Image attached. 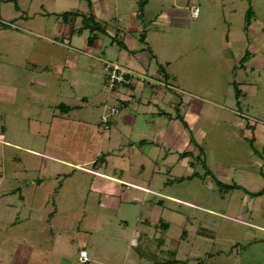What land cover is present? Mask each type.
Wrapping results in <instances>:
<instances>
[{"label":"rangeland","instance_id":"rangeland-1","mask_svg":"<svg viewBox=\"0 0 264 264\" xmlns=\"http://www.w3.org/2000/svg\"><path fill=\"white\" fill-rule=\"evenodd\" d=\"M144 1L0 0V264H264V0Z\"/></svg>","mask_w":264,"mask_h":264},{"label":"built area","instance_id":"built-area-1","mask_svg":"<svg viewBox=\"0 0 264 264\" xmlns=\"http://www.w3.org/2000/svg\"><path fill=\"white\" fill-rule=\"evenodd\" d=\"M191 14L196 17L198 14V8L196 6L191 7ZM106 69H107V77L106 83L109 89H114L117 86L122 85H129L135 80L137 77L136 75L131 72L129 69H125L120 67L119 65L111 62H106ZM142 80V78H141ZM117 112V108L112 107L111 113ZM104 122H106L104 120ZM78 259L80 263H87L88 262V254L86 249H80L78 254Z\"/></svg>","mask_w":264,"mask_h":264},{"label":"crops","instance_id":"crops-1","mask_svg":"<svg viewBox=\"0 0 264 264\" xmlns=\"http://www.w3.org/2000/svg\"><path fill=\"white\" fill-rule=\"evenodd\" d=\"M95 41V40H94ZM127 41L128 42H130V44H124L125 45V47H129V46H131V45H133V43H134V40L133 39H131V38H127ZM93 44V46H91V49L92 48H94L97 44L95 43V42H93L92 43ZM91 44V45H92ZM90 46V44H88V47ZM89 49V48H88ZM258 51V49L257 48H255L254 49V52H257ZM135 60L134 61H136V63H140V62H143V63H146L145 62V60L147 59V56H145V54H143V53H138L136 56H135V58H134ZM132 67H134L135 66V62H132V64H130ZM103 66H104V69H105V82H106V77H107V69H106V62L105 61H103ZM263 67H264V63H263V65H262ZM111 110V109H110ZM65 111V110H64ZM68 111V110H67ZM67 111H65V112H67ZM116 113V112H115ZM111 114V113H110ZM112 114H114V113H112ZM126 118H124L123 120H125ZM117 119H115L114 121L117 123V121H116ZM105 123H107L108 124V122L106 121ZM154 133H156V134H154V136L155 137H157V138H159V137H163V139L165 138L166 139V137H167V140L168 139H170V137H169V133L172 135V133H171V131L170 132H168V130L166 131V130H163V129H160V130H157V131H154ZM35 134H44L45 136H47V134L48 133H35ZM169 143H172L171 142V140L169 141ZM50 158V157H49ZM54 160H56V161H58V162H63L64 160H62V159H60L59 160V158H56V159H54ZM76 165H78V164H76ZM88 171H91L90 169H88ZM95 174H99L100 176H103V177H106V178H108L109 180H111V181H114V182H119V183H124V184H126V185H128V186H132V187H135V188H137V189H143V190H147L144 186H142V185H140V184H137V183H133V182H131V181H126V180H123V179H121V178H116V177H114V176H112V175H108V174H105V173H99V172H95ZM159 223V222H158ZM135 236V235H134ZM133 244H137V242L136 243H133ZM80 249H85V247H82V248H80ZM79 254V253H78ZM78 261H79V259H78ZM89 261V260H88Z\"/></svg>","mask_w":264,"mask_h":264},{"label":"trees","instance_id":"trees-1","mask_svg":"<svg viewBox=\"0 0 264 264\" xmlns=\"http://www.w3.org/2000/svg\"><path fill=\"white\" fill-rule=\"evenodd\" d=\"M144 2H146V0L144 1ZM71 14H72V16H74V17H76L77 15H78V12H71ZM68 15V13H64L63 14V18L64 19H66L67 16ZM92 18V17H91ZM90 18V19H91ZM86 21H88L87 20V18L86 17H81V23H82V25H81V27H79V31H82V28H89V24L86 22ZM95 25H97V26H95L96 28H99V24L98 23H96ZM94 27V26H93ZM93 27H91V28H89V30H90V32H91V35L90 36H88V38H87V42H88V44H92L93 42H94V40L96 39V35H95V33L93 32ZM92 33H94V34H92ZM141 40L143 41V36L141 35ZM118 45L120 46V47H123V46H125L124 45V43L123 42H118ZM239 96V94H238V92L236 93V98ZM178 115V114H177ZM176 117H180V115L179 116H176ZM175 117V118H176ZM180 119H181V123H182V125L184 126V128H186V129H189V127H188V124H187V122L183 119V117H180ZM143 141V140H142ZM190 141H192V137L190 138ZM189 152L188 151H183L182 153H181V156L182 157H184V156H186L187 154H188ZM261 192L262 191H260V192H256V193H252V195H258V194H261ZM163 226H165V224H162ZM161 225V226H162ZM80 250V249H79ZM82 264H84V263H82ZM151 264H178V260L177 259H173L172 261H170V260H158V261H154V262H152Z\"/></svg>","mask_w":264,"mask_h":264}]
</instances>
